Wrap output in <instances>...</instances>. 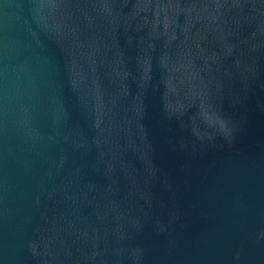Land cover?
<instances>
[{
  "label": "water",
  "instance_id": "water-1",
  "mask_svg": "<svg viewBox=\"0 0 264 264\" xmlns=\"http://www.w3.org/2000/svg\"><path fill=\"white\" fill-rule=\"evenodd\" d=\"M0 264H264V0H0Z\"/></svg>",
  "mask_w": 264,
  "mask_h": 264
}]
</instances>
